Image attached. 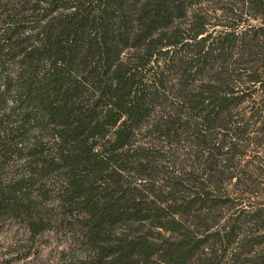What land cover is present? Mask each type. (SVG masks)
I'll return each mask as SVG.
<instances>
[{"label": "trees", "instance_id": "16d2710c", "mask_svg": "<svg viewBox=\"0 0 264 264\" xmlns=\"http://www.w3.org/2000/svg\"><path fill=\"white\" fill-rule=\"evenodd\" d=\"M10 264H264V0H0Z\"/></svg>", "mask_w": 264, "mask_h": 264}, {"label": "rangeland", "instance_id": "374dc122", "mask_svg": "<svg viewBox=\"0 0 264 264\" xmlns=\"http://www.w3.org/2000/svg\"><path fill=\"white\" fill-rule=\"evenodd\" d=\"M5 236L0 235V264H7L6 263V258L8 257L9 254L5 253V245H6V239L4 238ZM10 264H15V262L10 263Z\"/></svg>", "mask_w": 264, "mask_h": 264}]
</instances>
